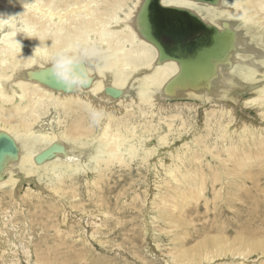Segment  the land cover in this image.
I'll use <instances>...</instances> for the list:
<instances>
[{"label":"bare ground","instance_id":"1","mask_svg":"<svg viewBox=\"0 0 264 264\" xmlns=\"http://www.w3.org/2000/svg\"><path fill=\"white\" fill-rule=\"evenodd\" d=\"M127 1L0 0V138H10L16 147L13 154L0 153L2 264H24L22 259L53 264L48 254H39V235L43 243L54 238L60 247L79 228L85 238L89 230L95 238L111 215L103 209L86 212L72 201L78 198L75 177L87 175L90 189L102 191L114 170L132 171L135 163L157 176L149 190L139 187L137 198L146 204L157 189L152 199L157 220L169 228L167 234L176 233L172 263L252 264L257 261L249 257L258 251L264 260L263 235L220 234L209 239L211 245L184 246L185 210L208 203L209 183L215 200L224 197L223 186L235 197L244 187L233 180H241L237 175H245L252 161L264 160V133L238 127L240 112L250 109L264 121V0H162L219 35L216 48L187 61L147 40L138 20L145 0L124 12ZM22 27L36 35L27 39ZM77 41L95 48L94 55L87 54L88 45L68 53L73 75L86 74L89 83L57 89L47 53ZM201 107L204 135L185 116ZM4 195L11 199L9 210L1 208ZM57 205L62 214L51 224ZM33 206L43 217L38 228Z\"/></svg>","mask_w":264,"mask_h":264},{"label":"rangeland","instance_id":"2","mask_svg":"<svg viewBox=\"0 0 264 264\" xmlns=\"http://www.w3.org/2000/svg\"><path fill=\"white\" fill-rule=\"evenodd\" d=\"M127 2L128 7L124 8V12H128L136 0ZM121 16L124 15L121 13ZM249 93L250 91L246 92V94ZM205 111L201 107L197 114L195 112L185 113V116H190L193 126L196 125L202 135L206 134ZM243 124L255 129L256 135L264 133V128H260V125L264 126V121L259 119L258 111L255 109L240 112L238 127ZM161 126L162 131H167L165 125ZM215 142H217L215 137L209 139V145ZM180 144L179 141L176 143L177 146ZM225 157L223 155L221 159ZM209 161L213 166H219L215 161L211 159ZM222 164L223 162L220 163L221 166ZM206 172L210 173L208 169ZM245 172V175H237V178L241 180H233L241 182L240 187H244L235 197H229L228 188L223 186L224 197L215 200L212 185L209 183L206 193L208 203L202 200L186 208L185 217L188 220L186 226L188 235L184 241L186 249L190 250L202 241L206 245H211L209 239L220 234L229 239L241 235L253 238L264 236V160L252 161ZM156 177L146 167L138 166L137 163L133 164L132 171L114 170L110 176L109 186H104L102 191L90 189L86 182L87 175L75 177L72 184L77 187L78 198L71 200L81 202L86 212H93L97 209L110 212L111 219L107 224L108 227L100 229L95 238L88 236L91 234L90 230L85 238L84 229L79 228L80 232L74 234V239L68 240L63 247L58 246L54 238L47 240L46 244L43 243L39 235L35 243L41 247L39 254L43 256L48 254L53 264H174L169 255L175 252L174 248L177 246V243L172 242V237L176 233L167 234L169 228L157 220L159 213L152 204L157 189L151 192L149 202L146 204L141 203L137 198L139 187L149 190ZM217 186L219 190L221 184ZM4 196L1 208L9 210L11 199L8 195ZM100 196L104 199L103 203L99 201ZM57 206V210H54V218L49 221L51 224H57V219L62 214L63 208ZM33 208L36 211L34 220L38 228L40 225L43 226V217L40 215V209L38 210L36 206ZM9 230L12 231L11 228ZM79 234L83 235L84 240H79ZM22 235L25 236L24 233ZM249 258L250 262L257 261L252 264H264L259 251L252 253ZM22 261L25 264L24 259ZM0 264H2L1 260Z\"/></svg>","mask_w":264,"mask_h":264},{"label":"water","instance_id":"3","mask_svg":"<svg viewBox=\"0 0 264 264\" xmlns=\"http://www.w3.org/2000/svg\"><path fill=\"white\" fill-rule=\"evenodd\" d=\"M198 1L216 2V0ZM161 2L162 0H145L138 15L142 34L161 52L165 50L171 57L187 61L198 57L202 52L216 48L215 43L219 40H217L219 35L212 36L210 34L212 28L206 27L208 25L190 12L163 6ZM207 53H212V51ZM170 55L166 56L170 57ZM51 83L57 89H65L59 81ZM15 151L16 147L13 141L2 136L0 138V153L13 154Z\"/></svg>","mask_w":264,"mask_h":264},{"label":"clouds","instance_id":"4","mask_svg":"<svg viewBox=\"0 0 264 264\" xmlns=\"http://www.w3.org/2000/svg\"><path fill=\"white\" fill-rule=\"evenodd\" d=\"M20 2L24 5V0H20ZM3 17V15H0V19ZM21 31L26 33L27 39H32L34 35H36L23 27L21 28ZM82 45L88 44L84 41H77L70 47L54 48L47 53V59L50 61L49 71L51 75L62 83L65 88L70 90L86 87L89 83L86 74L82 73L80 76L73 75L74 61L73 57L68 54L69 52L77 51ZM38 47L39 46L33 48V55L36 54ZM87 54L94 55L95 48L88 45ZM105 58L106 57H104V59Z\"/></svg>","mask_w":264,"mask_h":264}]
</instances>
